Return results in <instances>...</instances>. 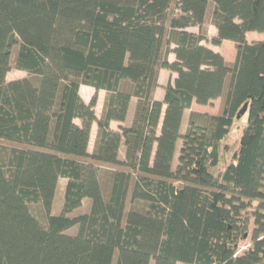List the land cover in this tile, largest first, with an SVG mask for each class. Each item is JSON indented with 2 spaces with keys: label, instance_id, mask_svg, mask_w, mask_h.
Returning a JSON list of instances; mask_svg holds the SVG:
<instances>
[{
  "label": "trees",
  "instance_id": "obj_1",
  "mask_svg": "<svg viewBox=\"0 0 264 264\" xmlns=\"http://www.w3.org/2000/svg\"><path fill=\"white\" fill-rule=\"evenodd\" d=\"M249 32L264 35V0H0V264H264V40ZM223 41L232 64L204 45ZM16 46L27 76L7 81ZM160 70L176 78L157 101ZM131 99V125L112 130ZM217 99V115L191 112L181 130L192 104ZM244 105L232 162L214 176ZM83 200L88 212L69 216Z\"/></svg>",
  "mask_w": 264,
  "mask_h": 264
},
{
  "label": "rangeland",
  "instance_id": "obj_2",
  "mask_svg": "<svg viewBox=\"0 0 264 264\" xmlns=\"http://www.w3.org/2000/svg\"><path fill=\"white\" fill-rule=\"evenodd\" d=\"M212 8H213L212 4H210L208 7V10H207L206 20H205V24H204V30H206L207 33H208V30H211V28H214V26L212 25V22H211ZM262 40H264V35L260 34L258 32H249L246 35V41L248 43L255 42V41H262ZM207 44L211 45L210 43H207ZM17 48H18L17 46L14 47V49L12 51V55H11V67L12 68H11V70L7 76L8 81L22 79V78H25L27 76L23 72L16 71L13 67ZM219 49L224 54L225 60L227 62H229V64H232L233 61L235 60L234 58L236 56L235 55L236 48H235L234 44L232 42H225L224 44H222L219 47ZM219 101H221V99ZM216 109H217V107H216ZM212 111H215V108L212 109ZM190 113H191L190 111H186L185 115H184V121L182 120L181 130H183V132L186 130L187 121H188ZM246 124H247L246 115H244L240 119L234 121L229 135L219 145V163L215 168L210 170V173L212 175L217 176L219 173L223 172L227 168V166H229V164H231L232 154L238 147L239 139H240V133L243 130V128L246 126ZM180 145H181V141H178L177 142V151H176L175 156H174L173 168L176 166V163H177L176 161L178 158V152H179ZM119 157L121 159H123V157H124L123 151H121V153L119 154ZM65 185H66V180L60 179L58 184H57L55 197H54V201H53V205H52V210H51L52 216H57L61 212ZM136 208H140V207L136 206ZM88 210H89V201L83 200L81 208L76 209L69 216H78L81 214H85L88 212ZM31 212L40 221L43 220V213H42L39 206H36V205L32 206ZM75 232H76V227H73L65 233L69 234V235H74ZM248 244H249L248 241L243 242L241 244V250H246V248H248Z\"/></svg>",
  "mask_w": 264,
  "mask_h": 264
},
{
  "label": "crops",
  "instance_id": "obj_3",
  "mask_svg": "<svg viewBox=\"0 0 264 264\" xmlns=\"http://www.w3.org/2000/svg\"><path fill=\"white\" fill-rule=\"evenodd\" d=\"M188 32H192V33H198V28H189L187 29ZM216 36V29L215 28H211V30H208L207 33V37L209 39L213 38ZM226 41H223L221 43L224 44ZM204 45L206 47H208L209 49L213 50L214 52H217L219 54H221L224 57V54L220 51L219 47L221 46H212L209 44L204 43ZM235 46V45H234ZM236 55V52H235ZM168 59L170 62H174L175 61V56L173 54H169ZM225 59V58H224ZM235 59V58H234ZM226 61V60H225ZM227 62V61H226ZM234 62V61H233ZM229 64V62H227ZM8 76V74H7ZM176 78V74L171 73L167 70H160L159 71V75H158V88L155 90L154 92V99L157 101H162L164 98V88L166 87V85L168 84L169 81H173ZM7 79V77H6ZM8 81V79H7ZM13 81V80H10ZM95 94L94 89L90 88V87H86V86H81L79 88V95L81 97V99L85 102L88 103L91 98L93 97V95ZM107 93L105 91H99L97 93V103H96V107H95V115L97 117V119H100L101 115H102V111H103V107H104V102L106 99ZM220 99H217L211 103H209L207 106H199L197 104H192L191 108H190V112H195V113H200V114H208V115H217L219 113V108H220V104L221 101H219ZM135 105H136V100L135 99H131L130 103H129V107H128V113H127V117L125 119V121L123 123H118V122H111L110 123V128L114 131H119L120 127H129L132 123V119L134 116V112H135ZM217 107V109H216ZM215 108V111H212V109ZM186 112V111H185ZM185 115V113H184ZM184 115H183V121H184ZM76 124H79L78 121H75ZM96 137H97V124L94 123L91 127V132H90V139H89V144H88V148L87 151L89 154H91L94 150V146H95V141H96ZM121 151L124 152V147L121 146L119 149V154L121 153Z\"/></svg>",
  "mask_w": 264,
  "mask_h": 264
},
{
  "label": "water",
  "instance_id": "obj_4",
  "mask_svg": "<svg viewBox=\"0 0 264 264\" xmlns=\"http://www.w3.org/2000/svg\"><path fill=\"white\" fill-rule=\"evenodd\" d=\"M247 110V105H244L243 108L239 111L238 115L236 116V119H240L246 112Z\"/></svg>",
  "mask_w": 264,
  "mask_h": 264
}]
</instances>
